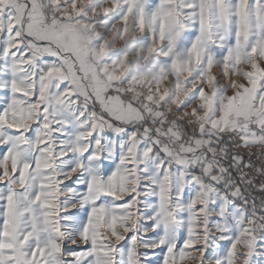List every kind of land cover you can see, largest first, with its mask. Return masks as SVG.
<instances>
[{
    "label": "snow or ice",
    "instance_id": "obj_1",
    "mask_svg": "<svg viewBox=\"0 0 264 264\" xmlns=\"http://www.w3.org/2000/svg\"><path fill=\"white\" fill-rule=\"evenodd\" d=\"M261 146L264 0H0V264H264Z\"/></svg>",
    "mask_w": 264,
    "mask_h": 264
},
{
    "label": "rangeland",
    "instance_id": "obj_2",
    "mask_svg": "<svg viewBox=\"0 0 264 264\" xmlns=\"http://www.w3.org/2000/svg\"><path fill=\"white\" fill-rule=\"evenodd\" d=\"M118 26H119V24H117V27ZM100 30L103 31L104 29L101 28ZM114 34H115L114 32H110L108 34V36H107V39L111 40L113 38ZM120 43H121V41L120 40H117L115 46H119ZM241 67H244V65H241ZM219 70H220L219 67H217L216 69H214V71H219ZM233 79H235L237 81H240L242 79V76L238 74V75L234 76ZM195 103L196 102H194L191 107H195ZM189 110L190 109H186V111H189ZM180 115H182V114H180ZM248 151H250V152H252L254 154H259L260 155V158L262 160H264V146H261V147H252V148H249Z\"/></svg>",
    "mask_w": 264,
    "mask_h": 264
}]
</instances>
